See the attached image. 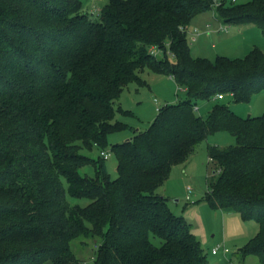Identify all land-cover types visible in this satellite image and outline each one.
<instances>
[{
  "label": "trees",
  "instance_id": "1",
  "mask_svg": "<svg viewBox=\"0 0 264 264\" xmlns=\"http://www.w3.org/2000/svg\"><path fill=\"white\" fill-rule=\"evenodd\" d=\"M208 11L264 34V0H108L100 20L82 0H0V264H81L70 245L81 235L100 240L95 264H211L157 191L220 131L237 144L209 146L218 169L205 198L259 224L239 253L264 264V114L244 119L223 103L205 118L194 110L219 94L250 102L264 90V51L194 57L186 27ZM146 69L173 76L188 99L163 105L146 130L111 148L113 179L106 158L82 151H105L108 135L127 128L116 103ZM88 164L94 178L80 173ZM67 192L90 202L71 205Z\"/></svg>",
  "mask_w": 264,
  "mask_h": 264
},
{
  "label": "rangeland",
  "instance_id": "2",
  "mask_svg": "<svg viewBox=\"0 0 264 264\" xmlns=\"http://www.w3.org/2000/svg\"><path fill=\"white\" fill-rule=\"evenodd\" d=\"M215 7L223 0H214ZM233 0H225L231 4ZM250 0H236L235 4L246 3ZM84 11L88 12L94 20H100V10L108 0H82ZM94 12V13H93ZM211 25H207V24ZM211 26V27H210ZM221 24L214 19V12L208 11L196 15L190 23V29L198 30L196 40L189 38L191 53L196 58L216 60L218 56L232 58H244L252 49L258 48L264 51V34L254 24L243 26L230 25L229 33H218ZM213 34L210 38L208 34ZM191 36V34H189ZM168 57L173 60L170 53ZM156 56H164L159 52ZM143 82L133 81L122 92L116 106L118 111L116 118L126 123L127 128L120 132H112L108 135L105 160L107 169L113 179L118 177V159L111 148L118 143L133 139L139 131L146 130L157 116L158 109L166 104H174L188 99L185 89L178 85L171 75H164L146 69L140 75ZM197 114L207 117L214 107L223 103L240 117H258L264 114V90L255 94L250 102L236 103L232 95H225L223 99H199L194 101ZM237 144L236 137L226 131L212 134L207 140L200 143L191 154L188 161L174 167L169 179L158 189L161 195L169 200L168 204L176 215L184 216L190 225L192 233L201 242L208 255L211 264H261L255 255L245 258L239 253L253 237L259 232V224L254 220H246L241 214L228 210L214 209L205 198L208 191V179L218 169L217 163L209 157L208 148L217 145L226 148ZM83 154L98 160L102 150L95 147L92 150H84ZM82 175L94 178L96 176L93 164H88L80 169ZM69 192V185L65 183ZM66 193L71 205L86 206L88 198H76ZM188 196H190L188 201ZM97 239H88L85 235L76 237L71 241V249L81 264H95V253L98 248ZM230 249L228 257L222 254L215 255L212 250L218 245Z\"/></svg>",
  "mask_w": 264,
  "mask_h": 264
},
{
  "label": "built area",
  "instance_id": "3",
  "mask_svg": "<svg viewBox=\"0 0 264 264\" xmlns=\"http://www.w3.org/2000/svg\"><path fill=\"white\" fill-rule=\"evenodd\" d=\"M235 2H236V0H233V1H232V3H235ZM218 5H219V4H218ZM209 25H210V24H208V26H209ZM229 26H230V25H228V24L221 23V27H220V29H219V32H222V33H228V32H229ZM186 30L188 31V33L191 34V40H192V41H195V40H196L197 33H199L198 30L195 29L194 32H192V31H190L189 27H186ZM159 52H162V51L159 50V49H157V48H153L152 53H153L154 55H157ZM217 98L221 99V98H223V95H222V94H219V95L217 96ZM197 109H198V108L195 106V107H194V110L197 111ZM101 155H102L104 158H107L109 154H108V152H106V151H102ZM189 198H190V196H188V201H189ZM220 250H221L224 254H228V253L230 252V249H229V248H227V247H225V246L223 247V246H221V245H218L217 247H215V248L212 250V253L216 255V254H218V252H220Z\"/></svg>",
  "mask_w": 264,
  "mask_h": 264
},
{
  "label": "crops",
  "instance_id": "4",
  "mask_svg": "<svg viewBox=\"0 0 264 264\" xmlns=\"http://www.w3.org/2000/svg\"><path fill=\"white\" fill-rule=\"evenodd\" d=\"M214 19H215V16H214ZM215 20H216V19H215ZM216 21H217V20H216ZM218 23L221 24V22H219V21H218ZM209 24H210V23H209ZM207 25H208V24H207ZM210 25H211V24H210ZM242 26H243V25H242ZM210 27H211V26H210ZM229 28H230V26H229ZM189 29H190V26H189ZM190 31H191V29H190ZM218 33H222V32H219V31H218ZM228 33H229V32H228ZM228 33H226V34H228ZM189 34H190V33H189ZM212 36H213L212 33H211V34H208V37L211 38ZM189 37H190V40H191V36H190V35H189ZM196 113H197V112H196ZM178 166H179V165H178ZM175 167H176V166H175ZM173 169H174V168H173ZM164 196H165V195H164ZM219 245H220V244H219ZM221 252H222V251H221ZM229 253H230V252H229ZM229 253H228V254H229ZM218 254H219V252H218ZM222 254H224V253L222 252ZM228 254H224V256H225V257H228ZM216 255H217V254H216Z\"/></svg>",
  "mask_w": 264,
  "mask_h": 264
}]
</instances>
